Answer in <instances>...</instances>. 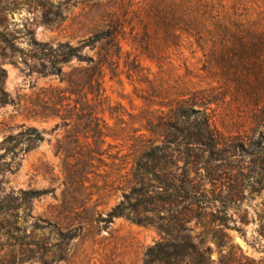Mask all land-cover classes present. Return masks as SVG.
Masks as SVG:
<instances>
[{"label": "rangeland", "instance_id": "374dc122", "mask_svg": "<svg viewBox=\"0 0 264 264\" xmlns=\"http://www.w3.org/2000/svg\"><path fill=\"white\" fill-rule=\"evenodd\" d=\"M150 1L8 0L14 3V9L1 22L22 49L31 45L30 32L37 42L53 48L60 43L79 46L97 27L107 25L114 12L125 26L121 75L105 78L107 102L101 107V116L107 123L103 131L107 136L103 138L99 137L100 128L94 126L64 127L58 118L34 119L39 110L33 105L40 90L62 89L66 83L55 76L29 74L22 65L0 60L5 71L3 89L13 101L0 106V196L15 197L25 190L48 192L21 205L12 217L0 223L3 253L15 247V264H142L147 248L168 238L163 229L171 227L168 220L172 214L164 210L147 214L151 220L143 224L125 216L105 221L112 208L121 203L127 205L131 194L132 159L137 155L141 136H148L141 131L145 106L140 97L149 92L150 83L164 89L175 87L177 80L202 89L215 86L203 72L201 53L186 41L178 47L168 43L169 48L158 60L148 58L143 50L148 39L143 18ZM129 4L132 6L126 8ZM121 5L124 6L120 9ZM46 19L50 21L45 23ZM158 40L152 43L162 46ZM94 53L88 48L81 52L87 57ZM135 61L140 62V67ZM84 65L73 58L62 72L69 74ZM218 112L219 119L231 115L225 119L235 125L234 129L242 127L247 113L238 105L230 109L223 106ZM20 125L36 128L44 141L14 159L10 155L1 157L2 141L18 133ZM233 175V187L238 186L239 193L228 202L226 214L218 211V204L194 210L187 230L181 231L180 236L188 235L196 246L190 251L187 264H264V237L258 232L264 217V179L252 184L246 171ZM205 189H210L208 184ZM180 209L181 206L177 211ZM224 220L226 229L218 226ZM8 230L13 238L7 240L2 235ZM171 233L176 235L174 230ZM21 243L38 246L19 248ZM21 255L33 258L19 262Z\"/></svg>", "mask_w": 264, "mask_h": 264}, {"label": "trees", "instance_id": "16d2710c", "mask_svg": "<svg viewBox=\"0 0 264 264\" xmlns=\"http://www.w3.org/2000/svg\"><path fill=\"white\" fill-rule=\"evenodd\" d=\"M13 6V2L0 0V60L22 65L29 74L55 76L66 83L62 89L40 90L33 105L39 113L33 118H58L64 127L94 126L100 128V138L106 137L103 131L107 123L101 116L104 111L101 107L107 102L105 78L121 75L124 21L116 12L112 13L107 25L97 27L76 47L60 43L53 48L37 42L30 32L31 45L22 49L1 22ZM49 21L46 19L45 23ZM143 21L148 36L143 50L148 58L158 60L169 48L168 43L178 47L186 41L201 53L203 72L215 86L202 89L177 80L175 87L164 89L150 83L149 92L140 97L145 106L141 131L148 136H141L137 155L132 159L131 194L127 196V205L121 203L112 208L105 221L125 216L143 224L151 220L147 214L160 210L171 213L168 220L171 227L163 229L168 238L147 248L142 264H187L190 251L196 246L188 235L180 236V233L187 230L192 212L215 204L220 213L227 212L228 202L238 192V186L233 187L236 181L233 174L246 171L252 184L264 179V0H151ZM157 38L162 46L152 43ZM85 48L95 51L94 55L83 56L81 52ZM73 58L85 65L64 74L62 67ZM135 63L140 67L139 61ZM4 77L0 65V106L13 103L3 89ZM234 105L247 111L242 127L235 129L225 119L231 115L219 119L218 112L223 106L230 109ZM18 128V133L2 141L1 157L10 155L14 159L20 152L26 153L44 141L36 128L24 125ZM206 184L209 190L205 189ZM47 193L25 190L15 197L0 196V223L12 217L21 205ZM218 226L226 229V220ZM173 230L176 235H172ZM258 232L264 237V217ZM2 236L7 240L13 238L9 230ZM26 245L38 246L37 243ZM26 245L21 243L19 248ZM14 248L3 253L0 243V264L17 262ZM21 256L19 262L33 258Z\"/></svg>", "mask_w": 264, "mask_h": 264}]
</instances>
